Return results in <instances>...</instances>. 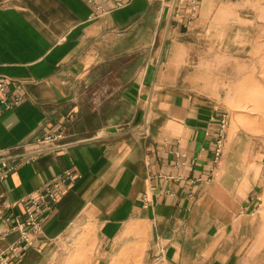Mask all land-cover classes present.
<instances>
[{
  "label": "crops",
  "instance_id": "obj_1",
  "mask_svg": "<svg viewBox=\"0 0 264 264\" xmlns=\"http://www.w3.org/2000/svg\"><path fill=\"white\" fill-rule=\"evenodd\" d=\"M121 1L0 0V76L23 95L0 115L15 165L0 181V252L18 239L22 197L72 169L81 177L9 264H264L263 150L228 127L208 169L219 94L197 76L205 22L249 25L264 0ZM68 113L64 145L23 161Z\"/></svg>",
  "mask_w": 264,
  "mask_h": 264
},
{
  "label": "rangeland",
  "instance_id": "obj_2",
  "mask_svg": "<svg viewBox=\"0 0 264 264\" xmlns=\"http://www.w3.org/2000/svg\"><path fill=\"white\" fill-rule=\"evenodd\" d=\"M218 9L229 11L225 7ZM249 23L225 16L205 22L207 29L200 39L203 48L199 51L203 64L197 68V76L202 79L203 89L219 94L218 105L230 116L229 136L251 139L264 154V18L249 17ZM215 44L218 51L205 49ZM225 54L233 58L232 63L230 59L226 61ZM262 165L256 218L264 234V158Z\"/></svg>",
  "mask_w": 264,
  "mask_h": 264
},
{
  "label": "built area",
  "instance_id": "obj_3",
  "mask_svg": "<svg viewBox=\"0 0 264 264\" xmlns=\"http://www.w3.org/2000/svg\"><path fill=\"white\" fill-rule=\"evenodd\" d=\"M93 5L96 0H85ZM114 7L123 4L121 0H111ZM98 10H103L100 6ZM23 100V95L14 81L7 77L0 76V115L19 104ZM72 113L64 116L62 123L57 129L45 132L37 138L28 148V156L23 161L31 160L36 154L46 149L56 150L64 143V123L72 118ZM230 124V116L227 110L215 107L211 113L208 125L205 128V135L212 140L211 154L209 157V170L216 168L222 154L227 136V129ZM5 149L0 148V181L11 172L15 165L7 163L5 160ZM81 177L80 173L72 169H65L56 174L52 179L40 187L30 191L21 201L24 204V219L17 221L15 229L19 232L18 239L0 252V264H9L10 261L18 262L22 259L27 249L33 245L32 235L42 231L43 224L49 213L56 207L59 198L63 195L68 185ZM162 257V249L156 252L155 258Z\"/></svg>",
  "mask_w": 264,
  "mask_h": 264
}]
</instances>
